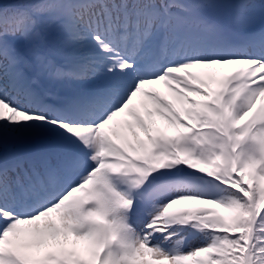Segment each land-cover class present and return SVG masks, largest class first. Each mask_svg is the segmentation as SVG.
<instances>
[{
	"label": "snow or ice",
	"instance_id": "1",
	"mask_svg": "<svg viewBox=\"0 0 264 264\" xmlns=\"http://www.w3.org/2000/svg\"><path fill=\"white\" fill-rule=\"evenodd\" d=\"M0 264H264V0H0Z\"/></svg>",
	"mask_w": 264,
	"mask_h": 264
},
{
	"label": "rangeland",
	"instance_id": "2",
	"mask_svg": "<svg viewBox=\"0 0 264 264\" xmlns=\"http://www.w3.org/2000/svg\"><path fill=\"white\" fill-rule=\"evenodd\" d=\"M229 70H230L229 68H225V69H224L225 72H227V71H229ZM157 87L161 88V90L166 91V89H164V86H163V85H157ZM185 206H187V205H185Z\"/></svg>",
	"mask_w": 264,
	"mask_h": 264
}]
</instances>
